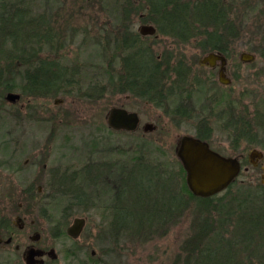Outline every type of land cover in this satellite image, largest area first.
Here are the masks:
<instances>
[{
	"label": "rangeland",
	"instance_id": "374dc122",
	"mask_svg": "<svg viewBox=\"0 0 264 264\" xmlns=\"http://www.w3.org/2000/svg\"><path fill=\"white\" fill-rule=\"evenodd\" d=\"M217 1L227 21L208 28L212 32L218 27V34L226 36L228 85L219 82L217 68L200 66L204 56L215 52L205 44L204 34L192 29L187 42L162 35L153 22H160L161 15H149L146 7L136 12L137 5L145 4L140 0L133 4L127 0H6L8 10L24 4L33 14L47 16L49 27L42 32L40 57L54 61V70L63 68L65 76L73 78L71 87L63 86L62 92L48 97L7 91L0 85V180L11 179L14 186L16 181H28L33 195L30 218L43 238L56 240H51L56 264H174L197 204L191 201L181 208V214L153 235V170L174 174L172 190L178 192L186 180V172L179 174V138L195 136L199 127L206 126L202 121L212 128L213 150L228 157L243 155L234 181L261 185L264 196V159L257 166L248 161L253 149L264 152V0ZM118 16L121 32L126 26L131 29L123 37L128 35L131 41L130 35L140 36L134 50L151 53L153 65L159 66L155 91L148 97L123 91L114 79L123 76V58L129 52L123 48L122 35L116 37ZM143 25L154 26L155 34L141 35ZM242 53L253 55L254 61L242 62ZM9 93L19 95L18 100H7ZM87 93L94 98L86 97ZM113 107L136 112L137 130L112 131L107 115ZM257 109L263 115L255 117ZM241 119L252 122L257 136L253 145L244 137L234 147L233 133L223 127L227 120L239 123ZM146 123L155 130L145 132ZM12 157L20 166L27 161L23 173L2 168ZM161 162L164 167L154 166ZM109 163L110 179L98 176L99 169L106 168L102 164ZM56 170L61 176L58 183H51L49 177ZM118 187L123 189L121 200L115 198ZM64 190L85 191L82 202L70 200ZM76 218L85 223L72 239L66 230Z\"/></svg>",
	"mask_w": 264,
	"mask_h": 264
},
{
	"label": "trees",
	"instance_id": "16d2710c",
	"mask_svg": "<svg viewBox=\"0 0 264 264\" xmlns=\"http://www.w3.org/2000/svg\"><path fill=\"white\" fill-rule=\"evenodd\" d=\"M128 1L133 4L136 0ZM140 2L145 4L137 5L136 12L146 7L150 8L149 15H161L160 22L154 19L153 22L162 35L187 42L193 35L192 29L198 30L204 34L205 44L211 49L223 54L227 52L226 36L218 34V27L214 26L212 32L208 28L209 25L219 26L227 21L226 13L218 8L217 0H188L186 3L182 0ZM121 20V16H118L117 27ZM47 27L49 20L45 14H33L31 7L24 4H15L8 10L6 0H0V85L5 90L19 89L30 96L48 97L62 92L63 86H72L73 78L66 77L63 68L54 70V61L40 57L39 42ZM125 29L123 28V32L121 27L115 30L117 39L122 35L123 48L129 52L123 58V76L114 79L123 86L121 89L125 88L123 91L148 97L146 94L155 91L153 86L158 81L159 66L153 65L155 60L151 53L134 50L140 36L130 35L131 41H128V35L123 37V34L131 29L128 26ZM118 58L120 60V56ZM165 60L170 61L168 58ZM100 68L103 66L100 65ZM20 82L23 85L20 86ZM85 96L94 98L88 93ZM256 114L258 115H254L255 117L263 115L258 109ZM200 123L206 126L199 127L195 136L210 143L212 128L207 126V121ZM224 126L230 135L233 133L234 147L239 146L240 139L244 137L248 145L254 144L257 133L251 129L253 124L250 120L241 119L239 123L227 120ZM154 166L164 167L162 162L155 163ZM178 168L179 174L185 175L181 164ZM170 175H161L153 170V235L161 231L178 212L181 214V208H187L191 201H196L197 204L192 211L194 215L182 244V252L174 264H264V196L259 189L261 185L238 184L234 181L225 191L204 198L193 195L184 179L180 190L173 192L171 180L174 174ZM67 192L69 191L64 190V195L70 200H76L78 204L82 202L85 191L81 190L76 194ZM124 222L126 226L129 225L127 221Z\"/></svg>",
	"mask_w": 264,
	"mask_h": 264
},
{
	"label": "water",
	"instance_id": "95a60500",
	"mask_svg": "<svg viewBox=\"0 0 264 264\" xmlns=\"http://www.w3.org/2000/svg\"><path fill=\"white\" fill-rule=\"evenodd\" d=\"M156 28L152 25H143L139 28L141 35H153ZM242 62H253L254 56L249 53L240 55ZM220 61L218 80L223 85L230 83L225 73L226 59L223 55L209 53L200 60L201 65L215 66ZM7 100L14 102L19 95L9 93ZM140 123L139 115L122 107H113L108 111L107 124L113 130L135 131ZM155 126L146 123L143 126L145 132H152ZM177 157L186 172V183L193 195L198 197H211L225 190L239 175L241 171L240 161L236 157L223 156L210 148L206 141L192 135H183L179 138L176 150ZM249 156L251 164L255 165L254 158H262L263 153L253 149ZM85 220L76 218L67 229V234L76 238L84 227Z\"/></svg>",
	"mask_w": 264,
	"mask_h": 264
},
{
	"label": "flooded vegetation",
	"instance_id": "af4514ba",
	"mask_svg": "<svg viewBox=\"0 0 264 264\" xmlns=\"http://www.w3.org/2000/svg\"><path fill=\"white\" fill-rule=\"evenodd\" d=\"M214 51L215 52L209 53L220 54L216 50ZM220 55H223L226 59L225 73L228 75V58L224 54ZM177 65L179 64L177 63ZM200 66L207 67L208 69L217 68L219 72L221 63L220 61H217L213 67L201 64ZM210 143L208 142L211 147ZM6 144L8 145V142ZM9 145L15 144L9 143ZM262 153V158H254V161H256L255 165L251 164V158L248 154V161L250 164L257 166L258 162L264 159V152ZM237 159L240 161V159H243V155H240ZM6 162L10 165L1 164L2 168L6 167V171H11L12 173L17 172L18 175L24 172V166L28 164L27 161H25L23 163L24 166H20L19 162H16L14 157L9 158ZM115 164H119V162H116ZM102 165L106 168L101 170L99 169L98 173L100 174L97 173L98 176H104L110 179L111 175L109 171L112 170L113 167H111L110 163L109 165ZM55 172L57 174H54L53 171L49 177V181L51 182L52 180V182H56L57 180L58 183L57 176L61 175L58 170ZM122 177L118 178L119 181L121 179L122 181L124 180V177ZM0 184L2 185V189L0 190V264H56L58 255L52 244L56 240L43 238L42 233L36 227L35 221L30 218L32 213V210L30 209V197L33 195H31L28 181H24L23 179L21 182L16 181V185L14 186L11 179L8 180L6 178L5 180H0ZM36 188L40 194L41 188L39 186ZM122 193V188L120 190L118 187L115 198L121 200ZM114 207L119 208L120 206L117 205ZM51 240H53V242ZM106 254L108 255V253ZM91 255H93V253Z\"/></svg>",
	"mask_w": 264,
	"mask_h": 264
}]
</instances>
